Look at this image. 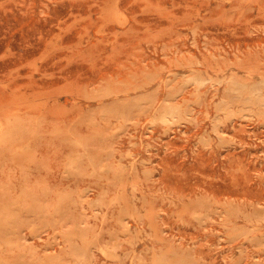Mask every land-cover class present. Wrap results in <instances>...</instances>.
I'll return each mask as SVG.
<instances>
[{
    "label": "rangeland",
    "instance_id": "374dc122",
    "mask_svg": "<svg viewBox=\"0 0 264 264\" xmlns=\"http://www.w3.org/2000/svg\"><path fill=\"white\" fill-rule=\"evenodd\" d=\"M0 264H264V0H0Z\"/></svg>",
    "mask_w": 264,
    "mask_h": 264
}]
</instances>
